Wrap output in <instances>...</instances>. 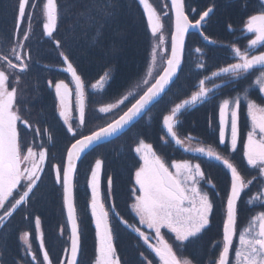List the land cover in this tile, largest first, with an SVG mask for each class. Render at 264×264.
Masks as SVG:
<instances>
[{"label":"snow or ice","instance_id":"snow-or-ice-1","mask_svg":"<svg viewBox=\"0 0 264 264\" xmlns=\"http://www.w3.org/2000/svg\"><path fill=\"white\" fill-rule=\"evenodd\" d=\"M139 4L146 13L151 35L157 40L153 45L143 79L146 87L138 95L129 93V96H133L134 102L129 101L130 106L126 105L117 119L90 133H84L78 130H82L86 124L88 94L85 82L69 55L61 50V41L54 37L60 19L58 0H45L43 3L42 34L54 42L64 65L60 70L69 73L74 83L72 88L62 79L56 83L52 80L47 81L48 86L54 89L58 116L74 141L66 150V158L62 163L50 164L49 149L43 144L37 146L35 142L32 145L26 144L21 135L20 126L32 129V125L20 110L19 85L22 76L30 70L31 55L25 49L33 31L32 14L36 0H32L31 3L30 0H18L13 43L6 50H0V229L7 227L17 210H22L30 203L34 190H38V185L42 183L46 166L51 168L55 182L62 188L63 202L70 223V251L65 252L66 258H70L66 259L65 264H78L81 252V233L74 198L77 162L95 151L101 144L110 142L112 138L130 130L151 111L167 91L171 90L170 86L179 78L178 72L184 63L185 40L190 30L198 32L205 41L216 43L203 35V24L206 23L205 18L213 11L212 7H208L202 14H196L195 9H192L193 15H198V19L193 20L185 12L184 0H171V8L174 9V32L170 37V51L165 48L169 54L162 58L163 65L158 69L157 54L166 43L161 16L149 0H139ZM101 11L105 15L111 14L108 8ZM26 12L29 13L27 21ZM22 25H26L23 33ZM242 31L250 34V38L243 50L230 45L236 62L213 71L211 76L205 74L203 79L199 80L198 89L189 98L175 104L162 119L166 135L177 146L183 147L185 151H195L207 157L209 161L220 162L230 173V191L226 197L222 237L218 242L216 255L209 264H264V103H257L251 98L253 88L258 89V93H264V0H260V9L257 13L246 19ZM195 51L203 55L201 49L197 48ZM197 67L206 69L207 66L201 62ZM110 79L111 74L105 73V76L92 84L91 88L103 90ZM217 79H224L225 85L231 87L244 84V87L230 98H222L218 103V141L224 145L227 139L229 150L236 152L238 144L241 143L240 111L242 102H246L249 131L241 150L247 166L255 170V175L251 178H246L236 164L210 146L195 149L185 147V141L177 134L179 118L185 111L197 105L210 103L217 96V90L222 89V85L216 83ZM209 82L212 83V87L206 86ZM129 96H125L119 103L123 104ZM260 100L264 101V96H260ZM115 107L118 105L100 107L99 112L108 113ZM32 131L34 136L40 134L38 127ZM187 139L191 141L193 138L188 136ZM51 141L52 136L49 134L48 142ZM134 152L142 163L134 173L135 184L131 190L130 208L138 218L137 224L148 231L123 219L114 203L106 207L101 193L104 161L95 159L89 182L90 209L95 220L97 239L95 264H122L114 243L113 218L126 229L136 233L150 253L154 254L153 259H149L141 252L140 264H153V260L156 264H199L195 256L187 253V249L190 245L198 243L210 228L214 210L209 192L201 186L202 182L208 185L209 181L205 179L200 163H193L187 159L169 163L144 139H138ZM258 179L262 187L256 190L255 195L249 193L246 201L252 209V215L246 224L238 229V205L241 194L250 189ZM106 184L104 197L110 198L113 187L111 177L107 178ZM211 187L214 188L215 185L212 184ZM35 228L39 232V247L43 249L44 237L40 231L39 218L35 219ZM162 230H167V233L173 235L171 243L165 238ZM21 239L25 246V257L30 256L29 264H33L37 257L32 250L31 234L24 232ZM213 248H216L215 244ZM42 258L43 261L52 264L47 251H43Z\"/></svg>","mask_w":264,"mask_h":264},{"label":"trees","instance_id":"trees-1","mask_svg":"<svg viewBox=\"0 0 264 264\" xmlns=\"http://www.w3.org/2000/svg\"><path fill=\"white\" fill-rule=\"evenodd\" d=\"M165 1L164 5L167 6L168 12L167 26L169 27L170 48L173 17L168 0ZM31 2L32 0H30ZM44 2L45 0H36V7L32 14L33 31L25 49L31 55L30 70L22 76L24 80L21 85L23 91L21 100L24 116L31 125L40 129L41 138L47 141L46 147L49 149V156L58 155L57 161L50 163L56 164L65 160L66 150L70 147L73 139L58 116L54 89L48 86L47 81L52 80L53 83L59 82L61 79L67 81L70 79V74L60 70L64 65L58 55V49L52 39L42 34V6ZM184 3L186 13L193 20L198 19V15H193L192 9H195L196 14H202L208 7L213 8L212 15L203 25V35L216 43L205 41L200 34H190L182 70L175 84L171 86V90L128 132L117 140L97 148L80 163L75 184L82 239L79 264H95L96 258L95 221L92 216H85L88 206L90 209V205H88V200L91 198L90 171L94 166L95 159L99 158L104 161L101 189L106 191L107 178L111 177L113 181L112 203L115 204L116 210L123 219L131 224H133L132 220L137 223L130 205L132 203L131 190L135 184L134 173L142 163L134 152L138 139H144L151 143L157 153L169 163L185 159L191 160L193 163H200L205 179L209 181L208 185L202 182L201 186L207 187L210 198L213 200V218L210 228L206 230L202 239L198 243L190 245L187 252L200 261L203 258L197 257L196 253H205L209 250L216 254V249L219 247L226 197L230 191V173L220 162L209 161L207 157L195 151H185L183 147L177 146L166 135L162 119L175 104L189 98L198 89L199 80L203 79L205 74L211 76L213 71H218L221 67L236 62L232 56L230 45L240 47L242 50L245 48L249 38L242 29L246 19L260 9V0H184ZM17 4L18 0H0V50H6L13 43ZM58 4L60 19L54 37L61 41V50L69 55L86 86H91L102 79L105 73L111 74V79L106 82L102 91L90 92L91 105L104 102L114 103L129 95L133 90L138 95L137 88L142 85L150 62L153 38L147 24L146 13L143 11V6L139 4V0H58ZM103 8H108L111 14L105 15L101 11ZM28 15L29 13L26 12V21ZM25 26H21V33ZM197 48L201 49L203 55L195 51ZM201 62L206 64V69L197 67V64ZM216 83L222 85V89L217 90V96L210 103L197 105L191 110L185 111L179 118L177 134L185 141V147L195 149L201 146H210L236 164L246 178H251L255 175V170L247 166L241 150L242 143L246 141L249 131L246 102H242L241 106L239 121L241 143L238 144L236 152L229 150L227 140L224 145L219 144L218 141V103L222 98H230L243 88L244 84L240 83L236 87H231L225 85L224 79H217ZM208 84L212 85L211 82ZM260 96H263L262 93H258V89L253 88L251 98L257 103H264L260 100ZM132 97L126 100L125 106H130L129 101L134 102ZM125 106L120 111L103 118L99 113H95L94 106H91V121L85 124V129L82 131L90 133L110 123L122 114ZM210 121L211 126H209ZM49 134L52 136L51 142H48ZM188 136L193 139L189 141ZM33 138L36 139L35 136L28 139ZM187 141L192 142L191 144H194L195 147L189 146ZM53 153L55 154L53 155ZM212 184L215 185L214 188L211 187ZM261 187L258 179L250 189L242 193L238 205V229L244 226L252 215V209L246 202L249 193L255 195L256 190ZM36 191L40 194L45 207L43 219L49 217L53 221L56 215L59 219L62 217L67 234H69L62 188L55 182L54 172L51 168L46 166L42 183L38 185ZM30 207L32 208L31 205ZM30 207H28V211H31ZM46 210L50 214L46 213ZM113 219L115 243L117 219ZM118 229L120 235L118 238L122 241L120 246L118 245L119 251L122 253V264H140L142 258L137 256V252L142 250V243L137 239L136 233L131 229H126L123 224ZM67 244L69 245L68 239ZM214 244L216 248H213Z\"/></svg>","mask_w":264,"mask_h":264},{"label":"flooded vegetation","instance_id":"flooded-vegetation-1","mask_svg":"<svg viewBox=\"0 0 264 264\" xmlns=\"http://www.w3.org/2000/svg\"><path fill=\"white\" fill-rule=\"evenodd\" d=\"M248 38H250V34L247 35ZM23 77L21 79V83L19 85V104H20V110L22 115L24 116V110L22 108V88L21 85L23 84ZM66 82V81H65ZM213 85H209L208 87H212ZM87 111H86V124L88 121H91V106H94V112L99 113L100 117H106V114H102L99 112L100 107H106L108 104L106 102L104 103H96L95 105H91V93H87ZM75 108V106H73ZM58 113V112H57ZM25 119H27L24 116ZM62 121V119H61ZM63 122V121H62ZM74 127L76 126V122L74 121ZM21 127V135L24 143L32 145L33 142L37 146L43 144L44 147L47 146V141H44L41 138L40 135H35L36 139H28L29 137H33L34 134L32 133V129L35 128V126L32 125V129H24L23 126ZM66 127V126H65ZM85 129V126L82 130ZM78 130V131H82ZM55 153H53L54 155ZM58 159V155H54L53 157L49 156V163H54ZM90 185V184H89ZM91 193V188H90ZM102 198L105 199V205L108 207L112 203L111 197L105 198L104 197V191L101 189ZM40 194L37 193L36 190H34V195L30 198V203L23 207L22 210H17V212L13 215V217L10 219L9 223L7 224V227L4 229H0V264H29L31 257H25L24 254V244L21 239V236L24 232H28L31 234V244H32V250L33 253L37 257V261L33 262V264H48V262L43 261L42 254L43 251H47L49 253L50 260L52 264H62L64 259L66 258L65 252L67 251V231L65 227V222L62 217L59 219L58 215H56V218L53 219L47 217L45 220L43 219V212L45 211V207L42 203V200L39 196ZM91 202V198H89ZM88 200V205H90V202ZM41 201V202H40ZM56 201V199H55ZM58 202V200L56 201ZM32 206V208L30 207ZM28 207H30L31 211H28ZM52 208V207H51ZM53 210V209H52ZM122 212V211H121ZM46 213L50 214L47 210ZM134 214V213H133ZM85 216H91V209L85 210ZM121 216V215H120ZM122 217V216H121ZM39 218L41 221V228L40 231L43 232L44 237V248L41 249L39 247V232L35 228V219ZM138 220V218H136ZM95 221V220H94ZM112 222H114V219H112ZM133 224L135 223L132 220ZM122 224L118 222L117 220V235H116V242L115 246L117 249L118 254L120 255V258L122 256V253L119 251L118 245L122 242L118 236V227L120 228ZM136 226L141 227L142 230H145L146 232L148 230L144 229L143 226L138 225L135 223ZM165 233V238L169 240V242H172L173 236L171 233H167V230H162ZM151 235V233L149 232ZM137 239L140 240L142 243V250L137 252V256L140 257V253L143 252L145 256H147L149 259H153V255L150 253V250L147 249V246L143 244V241L136 236ZM120 246V245H119ZM146 251H143V250ZM188 253V252H187ZM191 255L190 253H188ZM197 257H202L203 260H200L199 264H209V261L215 257V253L209 250H207L205 253H196ZM122 261V259H121ZM153 264H156V261L153 260Z\"/></svg>","mask_w":264,"mask_h":264},{"label":"rangeland","instance_id":"rangeland-1","mask_svg":"<svg viewBox=\"0 0 264 264\" xmlns=\"http://www.w3.org/2000/svg\"><path fill=\"white\" fill-rule=\"evenodd\" d=\"M149 2L153 5V7L157 10V12H158V13L160 14V16H161V20H162V24H163V29H162V31H163V36H164V38H165V40H166L165 45L161 47L160 51H159L158 54H157V56H158L157 67H158V69H159V68H161L162 65H163V59H162V58L165 57L166 55H168V53H169L168 51H165V48H168L169 51H170V48H169V35H168V28H169V27L167 26V24L164 23V17H163V11H164V10H162V12L160 11L161 9H163L162 7H166V6L164 5V4L166 3V1H165V0H149ZM156 4H158L161 8H159ZM155 43H157V40H156L155 38H152L151 52H152L153 45H154ZM66 83H68L70 87L74 88V83L72 82L71 78H70L69 81L66 82ZM85 86H86V84H85ZM145 87H146V85H145L144 83H142V85H141L140 87L137 88V93L139 94V93H140ZM86 91H87V93H90V92H99V91H101V90H93V89L91 88V86H86ZM131 93H134V94H135L136 91L133 90ZM262 95L264 96V93H262ZM127 96H129V95H127ZM131 97H132V96H129V99H130ZM132 98H133V97H132ZM123 99H124V98H123ZM123 99H120V100H123ZM120 100H118V101H116V102H114V103H110V104H108V105H118V107L113 108L112 111H110V112H108V113H102V114L111 115V114L116 113L117 111H120V109H123V107L125 106L124 103L126 102V100L124 101L123 104H120V103H119ZM108 105H107V106H108ZM74 106H75V105H74ZM74 109H75V108H74ZM226 140H227V139H226ZM189 143H190V144H189ZM191 143H192V142L187 141V144H188L189 146H191L192 148H194L195 145H194V144H191ZM205 190L208 191L207 187H205Z\"/></svg>","mask_w":264,"mask_h":264},{"label":"water","instance_id":"water-1","mask_svg":"<svg viewBox=\"0 0 264 264\" xmlns=\"http://www.w3.org/2000/svg\"><path fill=\"white\" fill-rule=\"evenodd\" d=\"M169 2H170V5H171V0H169ZM171 9H172V8H171ZM172 14H173V19H174V9H172ZM211 14H212V12L209 14V17L205 18L206 21L210 18ZM173 32H174V20H173ZM190 33H198V32H196L195 30H190V31H189V34H190ZM189 34H188V35H189ZM187 38H188V36L186 37V40H185V51H186ZM184 58H185V57H184ZM183 64H184V63H183ZM183 64H182V66H181V69H182V67H183ZM180 72H181V71H180ZM180 72H178V76H179ZM170 88H171V86H170ZM167 92H168V91H167ZM163 96H164V95H163ZM163 96L160 98V100L163 98ZM160 100H159V101H160ZM127 131H128V130H127ZM127 131H125L123 134H125ZM123 134L119 135L118 137H114V138H112L111 141H113V140H115V139L121 137ZM111 141H110V142H111ZM106 143H109V142H105V143H103V144H106ZM103 144H101V145H103ZM84 157H85V156H84ZM84 157H82V159H81L80 161L77 162L76 173H77L78 166H79L80 162L84 159ZM217 162H218V161H217ZM75 177H76V174H75ZM74 185H75V178H74ZM241 195H242V194H241ZM74 198H75V187H74ZM75 206H76V205H75ZM65 209H66V207H65ZM66 214H67V210H66ZM69 227H70V223H69ZM80 253H81V252H80ZM68 258H70V257H68ZM79 260H80V254H79V256H78V264H79Z\"/></svg>","mask_w":264,"mask_h":264}]
</instances>
